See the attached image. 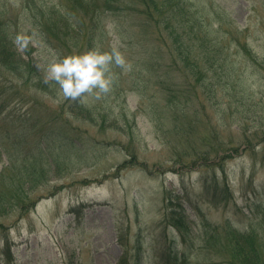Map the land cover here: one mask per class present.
I'll return each mask as SVG.
<instances>
[{"label":"rangeland","instance_id":"obj_1","mask_svg":"<svg viewBox=\"0 0 264 264\" xmlns=\"http://www.w3.org/2000/svg\"><path fill=\"white\" fill-rule=\"evenodd\" d=\"M96 1L97 46L133 66L115 69L111 94L82 106L55 83L0 93V146L20 142L0 172L32 153L48 170L36 205L0 218V264H229L232 236L264 241V0H177L197 19L189 38L136 0ZM72 2L0 0L4 23L33 36L43 75L59 53L42 29L69 41ZM69 43V54L88 50ZM167 193L183 234L165 220Z\"/></svg>","mask_w":264,"mask_h":264},{"label":"trees","instance_id":"obj_2","mask_svg":"<svg viewBox=\"0 0 264 264\" xmlns=\"http://www.w3.org/2000/svg\"><path fill=\"white\" fill-rule=\"evenodd\" d=\"M106 1L113 2V0ZM136 1L141 3L140 7H134L138 13H143L155 21L161 20V23L167 22L168 26L173 29V34L183 29L187 33L186 36L188 38L191 37L188 33V24H192L191 26L193 27L197 19L194 15L189 14L185 8H179L177 0L172 4H168L170 0ZM97 3L99 2L96 0H73L69 7L71 12L65 15L70 18L63 17L66 21V26L73 30L72 33L67 32L70 37L66 43L57 33L52 31L51 27H44L47 33L42 29L44 41L49 43L56 42L53 43V46L57 49L59 57L62 58L69 55L66 51L67 45L69 46L70 44L69 42H73L75 45L82 43V48L88 50L97 46V36L100 29L98 18L102 12L98 10ZM110 5L107 4L108 7ZM51 12L53 11L49 13ZM1 17H3L2 13H0V68L2 69L1 73L10 81V86L0 83V88H2L0 89V93H4L7 88H11L12 92L14 91L13 94L22 93V89L28 91L33 88L43 91L49 90L50 85L43 82L44 75L41 72L42 70L32 62L34 60V56H32L34 48L30 44L28 45L27 50L30 49L26 54L32 57L27 61L23 57L24 51H19L13 43L14 38L21 33L17 29L12 31L11 24H5ZM59 23L62 24L63 22ZM42 24L44 25L45 22L42 21ZM168 26L165 30L168 29ZM198 27L202 32V26H197V29ZM173 34H170V36L172 37ZM59 50L61 51L59 52ZM15 140L14 148L0 146V160H3L2 155L5 153L9 156V161H12L13 153L18 150L20 144L17 137ZM28 157L30 158V162L23 164H17L14 157L15 162L8 163L0 172V218H7L15 213L18 216H24L39 200L40 195H37L35 192V187L40 183L39 181L47 180L46 174L48 170L43 164L41 167L38 166V157L35 153H32ZM179 158V162L186 164L182 159V155H179ZM11 169L12 171H10ZM222 184L223 186L221 187H224V190L228 192L229 182L224 179ZM165 201L166 222L183 234V208L180 207L181 209L176 213L173 206V196L170 193L165 195ZM5 244L10 246L8 237L5 238ZM229 246L227 259L229 264H264V241H258L257 236L250 234L232 236Z\"/></svg>","mask_w":264,"mask_h":264},{"label":"clouds","instance_id":"obj_3","mask_svg":"<svg viewBox=\"0 0 264 264\" xmlns=\"http://www.w3.org/2000/svg\"><path fill=\"white\" fill-rule=\"evenodd\" d=\"M32 40L33 36L18 34L13 43L25 50ZM132 67L119 47L113 45L109 51H103L94 46L83 53L55 57L44 69L43 82L55 83L63 100L88 106L90 98L99 101L114 91L119 80L115 69L127 74Z\"/></svg>","mask_w":264,"mask_h":264}]
</instances>
